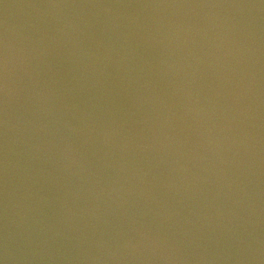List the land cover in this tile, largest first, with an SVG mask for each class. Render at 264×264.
I'll use <instances>...</instances> for the list:
<instances>
[{
    "label": "water",
    "instance_id": "1",
    "mask_svg": "<svg viewBox=\"0 0 264 264\" xmlns=\"http://www.w3.org/2000/svg\"><path fill=\"white\" fill-rule=\"evenodd\" d=\"M0 264H264V0H0Z\"/></svg>",
    "mask_w": 264,
    "mask_h": 264
}]
</instances>
